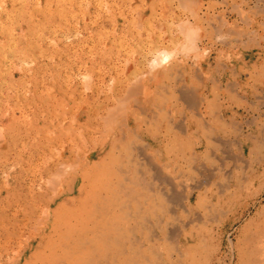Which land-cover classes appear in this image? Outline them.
<instances>
[{
	"label": "rangeland",
	"instance_id": "rangeland-1",
	"mask_svg": "<svg viewBox=\"0 0 264 264\" xmlns=\"http://www.w3.org/2000/svg\"><path fill=\"white\" fill-rule=\"evenodd\" d=\"M245 48L257 50L250 65L240 59L249 77L221 80L222 67ZM160 49L175 58L151 85L153 110L146 115L134 106L133 112L148 136L164 134L171 112L177 126L187 120L189 141L182 148L164 142L160 151L179 157L180 189L205 183L192 196L194 223L175 221L181 236L163 239L159 251L166 264H240L248 238L264 231V117L238 111L264 113V0H0V264H50L47 242L55 226L57 234L72 228L62 220L74 206L60 192L75 177V143H85L79 132L96 124L98 136L92 146L77 147L81 154L102 145L109 127H117L116 115L132 109L130 82L150 71ZM90 105L100 111L98 120L75 119ZM196 145L201 155L186 168L181 153L193 156ZM63 147L70 148L61 156Z\"/></svg>",
	"mask_w": 264,
	"mask_h": 264
},
{
	"label": "bare ground",
	"instance_id": "bare-ground-1",
	"mask_svg": "<svg viewBox=\"0 0 264 264\" xmlns=\"http://www.w3.org/2000/svg\"><path fill=\"white\" fill-rule=\"evenodd\" d=\"M227 21L228 20L226 19L224 20V22L226 23ZM179 44L180 43L178 42V46ZM177 70L178 69H176V71L175 70L173 71H175L176 73ZM166 74H167L166 70L164 69H158L155 71L150 70L148 72L143 73V75L135 78L132 82H130V84L132 85L129 86L128 84L129 87L127 86L128 89L126 90L130 100L129 106L131 108L132 107L135 108L134 106H137L140 111H142L146 115L147 114L149 115L152 109L151 106H153L151 105V100L149 99L150 98L149 96L151 94L148 95L149 92H151L152 90L151 85L157 82L156 80L159 76L162 79L163 77H165ZM163 84L161 85L163 86ZM185 84L187 83H184L183 85ZM162 86L160 87V90ZM101 92L102 91L100 89L96 90L98 96H100ZM181 94H183V92ZM101 107L102 109H104L106 106L105 107L101 106ZM133 108L130 111H127L125 114L123 113L122 115H116L117 113L115 114L116 115L115 122L117 127L113 129L108 124L110 126L109 131L108 129H106L108 132L104 138L105 140L102 141V145L99 148L93 146L92 149H90L89 151H86L87 150L86 148L85 150L86 152H84L83 150L84 152L83 154H81L79 148L77 149V147L82 148L83 146L88 145V143H91L90 144L91 146L93 145L92 143L94 142L92 141H95V138L98 136L97 130L95 128L96 125L95 123L94 126H90L87 130L83 129L79 132L80 138H82V141H84L85 143L80 142L81 143L80 144L78 141L75 143L76 145L75 164L72 165L73 168L76 169L74 170L75 177L72 179L66 178V181H64L66 182L65 189L64 190L62 189L60 192L61 197L66 201L68 199V201H70V204L71 205L73 204L74 206L73 209L72 208L69 209L68 206L67 209L64 208L66 210L65 211L66 213L63 215V220H62L63 224H65L64 221L70 222L72 224V228L68 229L65 233L61 232L60 234H57L58 227L60 226V224L55 226L54 234L56 236L53 235L47 242L48 243L47 252H48V258L50 264H166L163 255L160 253L161 251H159L162 245L161 241L163 239H166L167 237L179 238L181 236L180 233L178 232L180 229L178 230V228L176 227L175 221H181V220L183 221V219L184 221H193L192 219L194 218V213L192 209V196L194 194V191L196 189L201 188V186L205 182L202 179L198 181L196 184L195 183L191 184L190 189L187 188L186 190H183L179 188V185L175 181L176 178L175 174L177 172L176 171L177 169H175V164L171 163L168 159L159 160L158 158H156L159 157V154L156 155V157L150 154V151H153L151 149L153 147V143H157L159 139L160 141L163 140L160 138V136L157 135L148 136L145 135L146 132H144L143 130H138L141 127L140 121L137 118V116L134 114ZM93 110L95 109H93L92 105H90L87 111L79 112L75 117V119H79L82 118L83 116H86V119H88V121L90 122H92L94 119L98 120V114H100V111H97V109L96 111ZM199 114H200V118H203L202 116L203 113L200 112ZM156 115L158 114L156 113ZM191 118H193V116H191ZM166 120H167V124H166L165 132L164 134H162L163 136H168L175 132V129L171 128V126L174 125L176 122L174 113L172 112L169 113V115H167L166 117ZM112 123L113 121H111L110 124L112 125ZM178 128L179 130H182L184 133L188 132V137L191 138V136H189L190 132L188 130L190 129V126L188 125L187 120L182 121V123L178 125ZM178 136H179V141L182 144H184L185 143L184 134L181 135V133H178ZM73 138L74 137L72 136L69 139L70 145L71 144L74 145L73 141L75 140H73ZM69 148L70 147L64 149L63 147L64 150L62 151L61 156H63V154H65L66 151L69 150ZM71 150H73L74 152L73 146L72 148H70L69 153H72ZM122 154L125 155L120 156ZM72 157L73 156H70V160ZM96 158H99V160L95 161ZM68 164H70V162L66 163L65 161L64 165L67 166ZM190 166L191 164L189 165V168ZM197 169H200L201 173L203 174V178L207 177V172L204 169L198 167ZM40 196H42V194ZM66 201H64L63 204L66 205ZM46 203L48 204L47 201ZM171 203L174 204L176 203L177 208L174 207V209L172 208L170 209ZM47 212L49 211L47 210ZM75 220H77V223L75 225L76 227H74ZM70 223L67 225H70ZM193 223L194 221L192 222V224ZM74 235H76V237L85 239L86 240L85 247L91 249L93 252L95 251L99 252L100 256L97 255L91 260V259H85L84 258L85 255L84 256L77 255V253H75V245L73 244ZM248 240L249 242L247 244L245 252L240 253L241 254L240 264H264V231L251 235V237H249ZM180 243L181 241L180 239H178L176 244L177 246L176 250L178 249V252L181 246ZM230 244L234 248V243L232 240Z\"/></svg>",
	"mask_w": 264,
	"mask_h": 264
},
{
	"label": "crops",
	"instance_id": "crops-1",
	"mask_svg": "<svg viewBox=\"0 0 264 264\" xmlns=\"http://www.w3.org/2000/svg\"><path fill=\"white\" fill-rule=\"evenodd\" d=\"M229 13V12H228ZM212 52V51H211ZM257 52V50L255 49H249V48H245V49H241V56L242 58L240 57H235L232 59L231 61V67H228V65H225V69H224V66L222 67L223 68V73L221 75V80H223L224 82L228 83L230 81V77H232L233 75H235L236 77L234 79H238V80H244V79H247L249 77V74L246 72V71H241L240 69V65H241V61L240 59L243 60V63H242V66H247V65H250L252 63V61H254V56L252 53H255ZM215 53H211L210 56L208 58H211L212 56H214ZM210 63V62H209ZM207 62L204 63V66L207 67ZM220 97L223 99H227V95L225 94V96H223V94L221 93L220 94ZM219 97V98H220ZM237 99H243V97L241 95H239L237 97ZM251 99V98H250ZM264 99V98H263ZM252 100V99H251ZM251 105H253V101L251 103ZM261 106V105H260ZM250 108V107H249ZM251 110L248 111V113H246V109L242 108V107H239L238 111H240L241 114H243V116H245L246 118L247 117H250V116H255V117H258L259 115H261L262 117H264V113H262L261 111H259V109L255 108V109H252L250 108ZM203 116V115H202ZM203 119V118H201ZM185 121V120H184ZM199 122V121H198ZM176 124V122H175ZM174 124V125H175ZM174 125L171 126L172 129H175L174 128ZM199 127V126H198ZM176 129L179 130L178 126L176 125ZM175 129V132L168 135V136H163V135H159L160 138L163 140V141H160V139L158 140L157 143H153V147L151 148L152 150H154L155 148H157V151L158 152L157 154H159V157H155L158 158L159 160H166L168 159L171 163H176V159H178L179 157L176 156L174 158H172V154L167 151L165 156L163 157L162 155V152L160 151L161 149V146L164 142H167L168 145H175V144H180L182 145L181 148L184 146V144H182L180 141H179V136H178V131ZM138 130H142L141 128H139ZM189 132H190V129H188ZM179 132L181 133V135L184 134V137H185V141L189 139L188 137V132H183L182 130H179ZM189 141V140H188ZM188 143V142H187ZM168 150V149H167ZM184 150V149H183ZM193 156H187V153L184 151L181 153V158H180V161H183V164L186 163L187 165L185 166L186 168H189V165L191 164V162L193 161V159H197L201 153H198V152H201V145H196L194 148H193ZM126 154V153H125ZM125 154H122L120 156H123ZM119 155V154H117ZM176 165V164H175ZM174 166V165H173ZM186 170V169H184ZM187 170H191V169H187ZM200 173V169H197ZM202 174V173H201ZM203 176V174H202ZM200 181V180H199ZM198 182V181H197ZM77 223V220H75V223H74V227H76ZM85 239L83 238H80V237H76V235H74V238H73V244L75 245V253H77V255H85L84 258L85 259H91L94 258L95 256H100V253L99 252H93L91 249L89 248H86L85 247Z\"/></svg>",
	"mask_w": 264,
	"mask_h": 264
},
{
	"label": "clouds",
	"instance_id": "clouds-1",
	"mask_svg": "<svg viewBox=\"0 0 264 264\" xmlns=\"http://www.w3.org/2000/svg\"><path fill=\"white\" fill-rule=\"evenodd\" d=\"M175 58V54L168 51H162L152 56L148 62V67L151 71H155L166 67Z\"/></svg>",
	"mask_w": 264,
	"mask_h": 264
}]
</instances>
